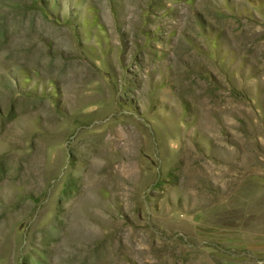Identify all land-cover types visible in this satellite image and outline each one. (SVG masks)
<instances>
[{"label": "rangeland", "instance_id": "obj_1", "mask_svg": "<svg viewBox=\"0 0 264 264\" xmlns=\"http://www.w3.org/2000/svg\"><path fill=\"white\" fill-rule=\"evenodd\" d=\"M252 261L264 0H0V264Z\"/></svg>", "mask_w": 264, "mask_h": 264}, {"label": "crops", "instance_id": "obj_2", "mask_svg": "<svg viewBox=\"0 0 264 264\" xmlns=\"http://www.w3.org/2000/svg\"><path fill=\"white\" fill-rule=\"evenodd\" d=\"M242 264H264V261H256V262H254V261H252V262H244V263H242Z\"/></svg>", "mask_w": 264, "mask_h": 264}, {"label": "bare ground", "instance_id": "obj_3", "mask_svg": "<svg viewBox=\"0 0 264 264\" xmlns=\"http://www.w3.org/2000/svg\"><path fill=\"white\" fill-rule=\"evenodd\" d=\"M118 145V144H117ZM102 153V151L101 152H99V156H100V154ZM96 167V166H95Z\"/></svg>", "mask_w": 264, "mask_h": 264}]
</instances>
